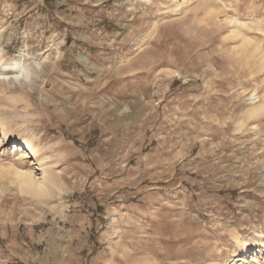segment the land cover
<instances>
[{
    "label": "rangeland",
    "instance_id": "obj_1",
    "mask_svg": "<svg viewBox=\"0 0 264 264\" xmlns=\"http://www.w3.org/2000/svg\"><path fill=\"white\" fill-rule=\"evenodd\" d=\"M172 6L0 0V62L29 72L0 63V264H226L264 238V0Z\"/></svg>",
    "mask_w": 264,
    "mask_h": 264
},
{
    "label": "bare ground",
    "instance_id": "obj_2",
    "mask_svg": "<svg viewBox=\"0 0 264 264\" xmlns=\"http://www.w3.org/2000/svg\"><path fill=\"white\" fill-rule=\"evenodd\" d=\"M166 1L173 4L172 8H176L179 10L182 8H187L192 0H166ZM229 23H234L235 26L237 27L230 32V36H232L233 38L239 35L241 36V33L238 30V27L242 26L240 22L234 19V21L230 20ZM241 38H242L240 42V47L242 48L241 51L245 52L246 49L249 48L251 41L247 39V37L244 38L241 36ZM19 61L14 60L8 63L0 62L2 68L1 71H3V73L5 74V75L2 74L3 76H5L4 78H7L6 76L8 75L12 76L11 79L13 78L14 80L23 79L25 81L28 78L29 75L28 70L24 68ZM262 63H264V60L262 61ZM256 98L257 97H254L253 100H255ZM251 104L253 106L249 109V111L246 114L247 119L258 116L260 111L262 109L264 110V100L262 101V103L256 106H254V102H251ZM1 140L2 139H0V141ZM10 151H17V154L20 158L26 156H31L34 158L36 155V149L33 147L30 141L27 140H22V141L14 140L13 143L11 144ZM8 171L12 172L11 174L13 180L18 185L21 192L31 193L34 196H43L47 194L48 184L49 185L54 184V180L50 178L48 175H46L44 171L41 172L40 179H35V177L30 172L18 170L13 166H10ZM233 240L238 248V252L237 255L232 256V258L228 259L226 264H264V238L262 236L258 238L256 243H252L246 240L239 234H235L233 236Z\"/></svg>",
    "mask_w": 264,
    "mask_h": 264
}]
</instances>
